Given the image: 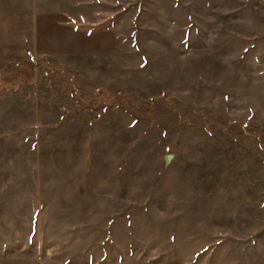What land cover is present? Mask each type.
<instances>
[{"label": "rangeland", "instance_id": "374dc122", "mask_svg": "<svg viewBox=\"0 0 264 264\" xmlns=\"http://www.w3.org/2000/svg\"><path fill=\"white\" fill-rule=\"evenodd\" d=\"M0 264H264V0H0Z\"/></svg>", "mask_w": 264, "mask_h": 264}]
</instances>
